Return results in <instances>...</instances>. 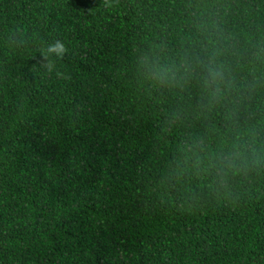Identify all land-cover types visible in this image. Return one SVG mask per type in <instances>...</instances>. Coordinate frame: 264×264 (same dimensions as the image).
<instances>
[{"label":"trees","instance_id":"16d2710c","mask_svg":"<svg viewBox=\"0 0 264 264\" xmlns=\"http://www.w3.org/2000/svg\"><path fill=\"white\" fill-rule=\"evenodd\" d=\"M0 264H264V0H0Z\"/></svg>","mask_w":264,"mask_h":264},{"label":"clouds","instance_id":"9594fccd","mask_svg":"<svg viewBox=\"0 0 264 264\" xmlns=\"http://www.w3.org/2000/svg\"><path fill=\"white\" fill-rule=\"evenodd\" d=\"M67 49L65 48L64 44L60 41H57L55 44L50 45L47 48V52L44 55V59L48 60V63L42 64V67L51 72L53 70V63L48 59L47 53L55 52L58 57H63V55L66 53ZM57 75H60V73H57Z\"/></svg>","mask_w":264,"mask_h":264}]
</instances>
